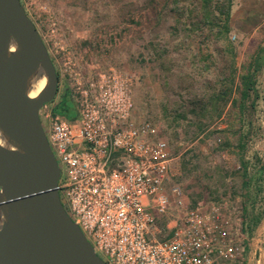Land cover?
I'll return each mask as SVG.
<instances>
[{"label":"rangeland","instance_id":"rangeland-1","mask_svg":"<svg viewBox=\"0 0 264 264\" xmlns=\"http://www.w3.org/2000/svg\"><path fill=\"white\" fill-rule=\"evenodd\" d=\"M20 1L61 92L76 80H126L134 115L168 142L170 184L186 200L230 194L247 226V264H264V0H232L225 35V0ZM255 57L257 94L241 114L239 79ZM242 162L251 178L244 189Z\"/></svg>","mask_w":264,"mask_h":264},{"label":"built area","instance_id":"built-area-1","mask_svg":"<svg viewBox=\"0 0 264 264\" xmlns=\"http://www.w3.org/2000/svg\"><path fill=\"white\" fill-rule=\"evenodd\" d=\"M69 88L76 116L44 105L60 202L106 264H247L242 212L229 195L195 205L170 184L174 157L160 129L133 113L116 75ZM173 218V219H172Z\"/></svg>","mask_w":264,"mask_h":264},{"label":"water","instance_id":"water-1","mask_svg":"<svg viewBox=\"0 0 264 264\" xmlns=\"http://www.w3.org/2000/svg\"><path fill=\"white\" fill-rule=\"evenodd\" d=\"M57 83L21 1L0 0V264H106L59 199L60 172L39 116Z\"/></svg>","mask_w":264,"mask_h":264},{"label":"trees","instance_id":"trees-1","mask_svg":"<svg viewBox=\"0 0 264 264\" xmlns=\"http://www.w3.org/2000/svg\"><path fill=\"white\" fill-rule=\"evenodd\" d=\"M226 1V5L224 4L223 6V11L221 12V14L224 16L223 22L220 26L221 29H219V33L221 34H227L229 32V18H230V10H231V5H232V0H225ZM207 17L210 18L209 12H207ZM233 52V49L230 48ZM258 63H257V57L253 58L251 60V63H249V65L247 67H245V72H243L240 76L239 79V86H238V99L236 100V103L239 102V112L242 114L243 110H244V102L245 100L249 97L250 92L253 91L255 92V94H257V90L254 87V82H255V77H254V73H256V71L258 70ZM238 148L240 151H243L245 148V142H244V137L242 135H240L239 139H238V144H237ZM242 188L244 189L246 186H248V184L250 183L251 178L249 177L247 171H246V165L244 164V162H242ZM264 168V164L262 165L261 169ZM206 198V197H205ZM201 199V197H198L194 200H189L191 204L195 205L196 200ZM213 200H220L219 196L218 197H214ZM244 212H246V207H244ZM258 221V217H256L255 222L256 223ZM245 229L247 232V226L245 225Z\"/></svg>","mask_w":264,"mask_h":264},{"label":"flooded vegetation","instance_id":"flooded-vegetation-1","mask_svg":"<svg viewBox=\"0 0 264 264\" xmlns=\"http://www.w3.org/2000/svg\"><path fill=\"white\" fill-rule=\"evenodd\" d=\"M57 74V71H56ZM58 78V83H57V92L54 97V99L46 103L49 109L53 112H58V113H63L66 115H70V110H74V103H73V98L72 95L70 94L69 88L62 91L60 89V80L57 74ZM45 104V105H46Z\"/></svg>","mask_w":264,"mask_h":264},{"label":"bare ground","instance_id":"bare-ground-1","mask_svg":"<svg viewBox=\"0 0 264 264\" xmlns=\"http://www.w3.org/2000/svg\"><path fill=\"white\" fill-rule=\"evenodd\" d=\"M43 85H44V80H39V81H37V82L33 85V89H32V91H31L30 95H31L32 97H34V96L38 93V91L43 87Z\"/></svg>","mask_w":264,"mask_h":264}]
</instances>
